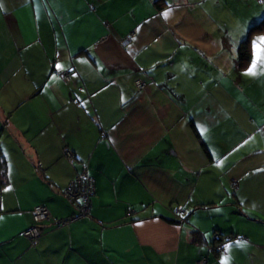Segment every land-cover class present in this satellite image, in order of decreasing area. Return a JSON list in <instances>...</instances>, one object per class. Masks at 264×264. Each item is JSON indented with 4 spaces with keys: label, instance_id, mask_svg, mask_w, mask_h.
I'll list each match as a JSON object with an SVG mask.
<instances>
[{
    "label": "crops",
    "instance_id": "crops-1",
    "mask_svg": "<svg viewBox=\"0 0 264 264\" xmlns=\"http://www.w3.org/2000/svg\"><path fill=\"white\" fill-rule=\"evenodd\" d=\"M263 18L264 0H0V264H264ZM36 205L67 222L30 245ZM213 233L241 241L215 256Z\"/></svg>",
    "mask_w": 264,
    "mask_h": 264
},
{
    "label": "built area",
    "instance_id": "built-area-1",
    "mask_svg": "<svg viewBox=\"0 0 264 264\" xmlns=\"http://www.w3.org/2000/svg\"><path fill=\"white\" fill-rule=\"evenodd\" d=\"M129 42L130 37H126L121 41L120 45L125 47L129 44ZM59 76L64 82L68 80L67 74L65 72L60 73ZM134 84L138 89L142 88L143 86V83L140 81H135ZM65 155L69 160L73 159L70 153L66 152ZM230 187L235 189L236 183L231 181ZM64 195L70 200L74 201L78 213L77 217L87 216L90 207V199L93 195V180L84 171L83 174L74 177L68 183L64 190ZM173 214L177 220H181L183 217V211L180 207H176ZM30 215L32 225L22 232V236L29 241L30 245H34L42 233L41 229L39 228L40 223L50 220L54 227L57 228L67 222L50 219L47 210L41 205L32 207ZM231 241L240 242L241 238L234 235L218 236L214 233L211 236L210 243L205 244L206 252L208 254H214L215 256H221L224 254L225 246ZM206 262V258H201L196 264H206Z\"/></svg>",
    "mask_w": 264,
    "mask_h": 264
},
{
    "label": "trees",
    "instance_id": "trees-1",
    "mask_svg": "<svg viewBox=\"0 0 264 264\" xmlns=\"http://www.w3.org/2000/svg\"><path fill=\"white\" fill-rule=\"evenodd\" d=\"M262 30H264V18L260 22H258L255 26L251 27L248 30L247 36L250 37L252 34L258 33ZM236 59L238 61L239 66H243L248 61L249 47H248L247 39L243 40L239 44ZM218 236H224V235H218Z\"/></svg>",
    "mask_w": 264,
    "mask_h": 264
},
{
    "label": "snow or ice",
    "instance_id": "snow-or-ice-1",
    "mask_svg": "<svg viewBox=\"0 0 264 264\" xmlns=\"http://www.w3.org/2000/svg\"><path fill=\"white\" fill-rule=\"evenodd\" d=\"M164 15L166 17L168 15V13L165 12ZM262 45H264V37L258 38V40L254 41V43H253V50H254V53L256 55V59L253 60L252 67L249 69V73L248 74H251V75L255 74V69L257 67V63L261 59L260 53H261V46ZM56 67H57V69H59L61 66L57 65ZM228 247H230V245H226L225 246V250H227ZM222 264H227V261L226 260L222 261Z\"/></svg>",
    "mask_w": 264,
    "mask_h": 264
}]
</instances>
